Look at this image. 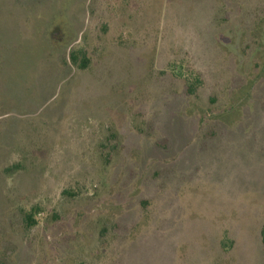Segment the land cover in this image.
<instances>
[{
	"label": "rangeland",
	"instance_id": "rangeland-1",
	"mask_svg": "<svg viewBox=\"0 0 264 264\" xmlns=\"http://www.w3.org/2000/svg\"><path fill=\"white\" fill-rule=\"evenodd\" d=\"M263 232L264 0H0V264H264Z\"/></svg>",
	"mask_w": 264,
	"mask_h": 264
},
{
	"label": "trees",
	"instance_id": "trees-1",
	"mask_svg": "<svg viewBox=\"0 0 264 264\" xmlns=\"http://www.w3.org/2000/svg\"><path fill=\"white\" fill-rule=\"evenodd\" d=\"M33 218L31 216H27V222L30 223L29 225H32L31 223H33ZM263 236H264V232H263Z\"/></svg>",
	"mask_w": 264,
	"mask_h": 264
}]
</instances>
